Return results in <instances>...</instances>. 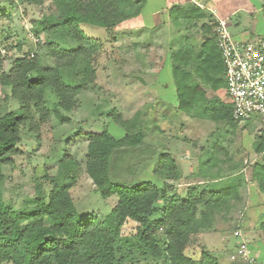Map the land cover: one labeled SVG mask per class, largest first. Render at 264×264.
I'll return each mask as SVG.
<instances>
[{"label": "trees", "instance_id": "trees-1", "mask_svg": "<svg viewBox=\"0 0 264 264\" xmlns=\"http://www.w3.org/2000/svg\"><path fill=\"white\" fill-rule=\"evenodd\" d=\"M19 3L47 7L31 22L35 35L44 34L46 39L0 71L4 94L0 101V264H125L137 255L154 264H240L224 263L207 248L194 250L191 245L201 232L212 229L216 217L226 219L242 202V187L247 184L242 165L224 168L227 159L220 158L215 147L200 157L194 171L182 176L173 156L145 142L137 125L140 112L131 119L109 113L119 128L78 130L87 141L84 169L99 200L117 198L104 216L98 214L99 208L87 210L72 198L70 189L80 162L69 155L59 157L54 175L45 171L34 179L33 205L15 210L5 202L6 169L13 168L15 158L23 153L22 142H39L41 130L53 117L69 121L64 113L79 106V95L96 80L103 42L84 35L81 26L101 27L111 34L123 21L140 14L144 0H0V19L10 16L11 10L3 8ZM168 13L173 23L206 17L210 22L201 25L206 35L200 42L185 37L169 57L176 87L172 109L235 126L232 105L217 94L225 88L224 64L212 15L198 6L177 5ZM4 48L3 56L9 49L20 51L21 44ZM48 91L55 98L53 109L47 104ZM9 101L19 107L8 110ZM254 151L263 157L252 165L251 180L264 195L263 134L257 137ZM225 178L228 184H223ZM128 221L136 225L124 237L122 228ZM258 230L264 238V216ZM246 245L252 254L255 247ZM189 249L191 255L186 254Z\"/></svg>", "mask_w": 264, "mask_h": 264}, {"label": "rangeland", "instance_id": "rangeland-1", "mask_svg": "<svg viewBox=\"0 0 264 264\" xmlns=\"http://www.w3.org/2000/svg\"><path fill=\"white\" fill-rule=\"evenodd\" d=\"M235 4L240 5L238 2ZM3 9L6 12L11 10V12L8 20L0 19V27L5 29L0 31L1 49L9 43L13 45L20 43L21 50L17 51L13 48L7 50L4 56L0 54L2 61L0 71H6L14 57L34 50L38 43L46 39L44 34L35 35L31 24L33 19L41 15V12H47L46 6L40 8L19 3ZM235 19L236 16L233 20ZM254 20L257 22V33L264 38V10L256 12ZM130 21L132 23V20ZM169 23L173 25L172 38L164 39L167 40L166 44L163 42L155 47L163 57L159 69L152 70L148 74L144 72L146 69L142 66L145 48L137 42L132 43L125 39L122 23L111 34L101 27L81 26L84 35L103 42V49L97 58L96 80L79 95V106L70 113H64L69 121L62 123L53 117L51 122L41 130L39 142L33 140L22 142L23 153L15 158L13 168L6 169L4 200L15 210L26 205H33L34 179L40 178L45 171L54 175L59 157L69 155L80 162L77 180L70 189L72 198L87 210L99 208L100 213L98 214L104 216L117 198L112 196L107 201L99 200L92 181L84 169L83 160L87 141L81 134H78V130L80 128L101 130L105 125L109 129L119 128L118 124L112 122L113 119L109 117V113L114 111L120 115V119H131L140 112L137 125L143 129L145 142L158 151L167 152L173 156L182 176H187L194 171L199 164L200 157L205 152H211L215 147L219 149V157L227 159V162L223 163L224 168L232 164L242 165V174L247 183L242 187V202L238 203L226 219L216 217L212 229L201 232L191 247L193 246L194 250L196 247H205L216 254L220 261H225L224 263L247 264L237 252L239 242L243 239L246 244L250 243L255 247L251 254L254 259L253 264H264V238H261L258 230V223L264 216V196L255 193L258 190L251 180L252 165L261 161L263 157V154L255 153L254 145L257 137L264 135V127L257 121L237 122L232 127L230 124L223 125L209 120H200L175 112L170 104H164L161 99L163 92L167 94L171 103L176 93V87L172 83L170 64L164 63L165 60L168 61L166 53L169 46L171 52H174L183 43L185 37L192 39L193 42V40L197 41L198 35L202 34L199 27L196 30L195 27L192 28L190 24L183 21L178 23L169 21ZM138 36L133 33L130 38L132 41L146 45L138 40ZM154 38V35L149 34L145 42H154ZM161 38L164 36L161 35ZM3 39L5 43H1ZM157 75L160 82H158ZM155 82H158L156 86ZM151 83L152 86H150ZM3 95L0 92L1 102ZM46 97L49 108L53 109L54 96L48 91ZM17 107L19 105L15 101H9L7 104L8 110ZM227 180L228 178H225L222 181ZM228 183L227 181L223 184ZM176 184L177 182L174 183L175 186ZM181 188L182 185L179 184L178 190L180 191ZM135 225L131 221L125 223L122 236L128 237L129 233L134 231ZM236 230L241 233L242 237L235 235ZM258 250L260 260L257 259ZM186 254L191 255V250H187ZM125 264L154 263L149 258L137 255L135 259Z\"/></svg>", "mask_w": 264, "mask_h": 264}, {"label": "crops", "instance_id": "crops-1", "mask_svg": "<svg viewBox=\"0 0 264 264\" xmlns=\"http://www.w3.org/2000/svg\"><path fill=\"white\" fill-rule=\"evenodd\" d=\"M236 2L240 3V5H236L235 4ZM175 5L183 8L198 6L205 12L206 15L208 16L212 15V17L216 16L225 20L227 23L228 30L236 40L264 41V38H261L262 36L259 33H257L256 30L257 22H255L254 20V14L256 12H261L264 10V0H144V4L140 14L134 18L122 22V27L124 28L122 29V31L126 36L125 39H127V41L129 40L132 43L137 42L141 47L145 48L142 66L143 68L146 69L144 70V72L147 74L150 73L152 70L155 71V69L156 70L157 68L159 69L160 67L162 60L161 58L163 56L161 57L159 50L155 49V47L158 46V44H163V42L166 44L167 40L164 39H169L171 37L173 31V27H172L173 25H170L169 23L170 17L168 11L171 7ZM243 14H247L249 16L245 17ZM235 16L236 19L233 20ZM130 20H132V23H130L131 22ZM185 23L191 24L192 28L195 27L196 30L199 27V30H201L200 33L202 34L200 36L198 35V39H197L198 42H200V40L204 37L203 35L205 34L204 29L201 27V25L203 23L210 24V22H208L207 17L202 20H197L192 22L185 21ZM186 28L187 25L185 29ZM133 33L138 34L139 35L138 40L142 41L146 45H142V43L138 41H132L130 35H133ZM149 34L155 36L154 42H149V43L145 42V39ZM161 35H163L164 38H161ZM171 53H172L171 48L169 46V49L166 53L168 56V61L165 60L164 63L165 64L168 63V65L170 64V67H172V62L171 59L169 58ZM163 69H164V65H163ZM144 82L145 81L143 80V83ZM158 82H160L159 77H158ZM157 83L155 82V86ZM164 85L165 83L162 84L163 88ZM150 86H152V83L150 84ZM223 90L224 89H220L217 92V94L221 98L225 99L226 98L224 92L225 90L224 91ZM161 99L164 102V104L167 105L170 104L173 107L176 106L175 104L176 99H173V102L171 103V100L168 98L165 92L162 93ZM194 118L205 120L199 117H194ZM255 193L258 194L259 192L255 191ZM259 195L261 196L263 194L259 193ZM259 254L260 251L258 250L257 257L259 256Z\"/></svg>", "mask_w": 264, "mask_h": 264}, {"label": "built area", "instance_id": "built-area-1", "mask_svg": "<svg viewBox=\"0 0 264 264\" xmlns=\"http://www.w3.org/2000/svg\"><path fill=\"white\" fill-rule=\"evenodd\" d=\"M213 31L224 64L225 93L236 122L257 121L264 127V41L236 40L225 20L213 17ZM0 53H4V48ZM235 235L242 237L239 231ZM238 255L253 264L251 251L242 239Z\"/></svg>", "mask_w": 264, "mask_h": 264}]
</instances>
